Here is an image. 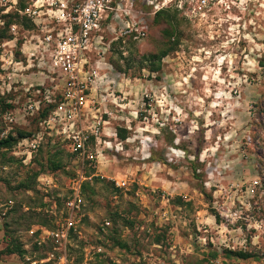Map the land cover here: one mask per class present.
Masks as SVG:
<instances>
[{"label":"rangeland","instance_id":"1","mask_svg":"<svg viewBox=\"0 0 264 264\" xmlns=\"http://www.w3.org/2000/svg\"><path fill=\"white\" fill-rule=\"evenodd\" d=\"M163 1L124 0L104 26L102 121L73 122L80 153L39 118L56 75L30 55L19 0H0V140L18 139L0 149V264H59L35 238L77 191L68 264H264V0Z\"/></svg>","mask_w":264,"mask_h":264},{"label":"built area","instance_id":"2","mask_svg":"<svg viewBox=\"0 0 264 264\" xmlns=\"http://www.w3.org/2000/svg\"><path fill=\"white\" fill-rule=\"evenodd\" d=\"M122 1L124 0H29L24 11H20L32 24V28L25 31V38L29 36L28 42L33 52L31 57L42 62L39 65L41 69L56 75L49 80L47 86L52 89L47 91L48 94L37 90L43 99L36 104L41 106V111H49L44 121L48 129H53L50 124H54L63 131L61 135L74 133V152L85 153L89 137L83 131L74 132L73 122L89 119L102 121L97 107L101 102L96 98L94 90L99 87L101 73L106 67L102 51L106 45L103 32L110 20L118 19ZM221 1L189 0V3L194 5L195 11L203 12ZM165 3L166 0L157 4L154 9H163ZM12 29L14 31L16 26ZM56 132L59 134V130ZM41 140V136L26 140L31 152L39 148ZM116 185L126 187L127 182L116 180ZM81 203L77 191L73 201L69 203L71 216L66 219L65 224L56 229L43 228L35 238L38 246L48 242L60 245L62 256L59 257V264H68L66 249L70 232L76 227L73 215Z\"/></svg>","mask_w":264,"mask_h":264},{"label":"trees","instance_id":"3","mask_svg":"<svg viewBox=\"0 0 264 264\" xmlns=\"http://www.w3.org/2000/svg\"><path fill=\"white\" fill-rule=\"evenodd\" d=\"M25 2V0H19V11H24L25 7L22 5V3ZM162 14V12L159 13V15ZM169 50L162 51L160 54H158L156 57L158 58V61L165 57L168 54ZM45 112H41L39 115V118L42 119L45 116ZM28 134L25 132H19V138H25L27 137ZM18 141L17 138H14L12 135H9L8 138L0 140V149H8L13 147V145ZM219 217L217 216V220ZM8 252L13 254V253H19L20 255H23L25 252L19 246L17 247H12L8 248ZM229 256L234 257L238 260H250V259H255L256 256L255 254L251 252H244V251H227L226 252Z\"/></svg>","mask_w":264,"mask_h":264}]
</instances>
